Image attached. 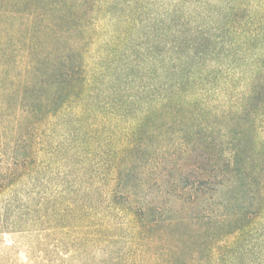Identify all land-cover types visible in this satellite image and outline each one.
Returning a JSON list of instances; mask_svg holds the SVG:
<instances>
[{
	"label": "trees",
	"instance_id": "obj_1",
	"mask_svg": "<svg viewBox=\"0 0 264 264\" xmlns=\"http://www.w3.org/2000/svg\"><path fill=\"white\" fill-rule=\"evenodd\" d=\"M142 1L0 0V235L33 264H264V0ZM175 157L204 175L130 208Z\"/></svg>",
	"mask_w": 264,
	"mask_h": 264
},
{
	"label": "rangeland",
	"instance_id": "obj_2",
	"mask_svg": "<svg viewBox=\"0 0 264 264\" xmlns=\"http://www.w3.org/2000/svg\"><path fill=\"white\" fill-rule=\"evenodd\" d=\"M180 1L181 0H144L141 2V4L146 5V9L153 13L156 19H159L166 13V10L172 9V11H179V7H175V5L180 3ZM182 11L187 15L188 13L186 11L189 10L188 8L183 7ZM175 145V141H172L170 149L175 148ZM154 147H156V143H151L149 146H147L144 150V153L141 154V159H146L147 154L152 151ZM178 158L179 157L172 158L173 161L163 167L165 172L161 171L162 167L159 169L157 166V169L155 168V171L148 179L146 177L147 174L145 176L140 175V171L144 169L143 166V169L141 168L140 170L136 171L137 178H141L142 180L141 182L139 181V183L136 182V184L133 185L131 189L132 193H137L138 201L137 199H132L130 201L131 205L128 203L126 205H129L130 208H133L135 203L138 202V207H144L146 201L151 200L152 198L155 199L154 202L158 207H161L164 204L168 205L170 203V199L164 194L162 196L160 193V191L165 189V180L175 181L181 178V182L184 181V179L192 181L204 175L203 172H198V174L197 171H195L196 169L191 166L190 160L184 166L180 167L179 163L175 161ZM122 182L123 181H121V185ZM188 192L189 191L186 190V193ZM135 207L137 208V204ZM113 243H111V245H97L92 247L89 259L99 263L102 259L109 258L111 251L118 250L120 247H122L121 245H113ZM29 245L30 244L27 243L26 238H23L20 235H0V260L3 262V264H33V261L30 259H33L34 254L29 250ZM46 263L55 264L54 259L50 261L47 259Z\"/></svg>",
	"mask_w": 264,
	"mask_h": 264
}]
</instances>
